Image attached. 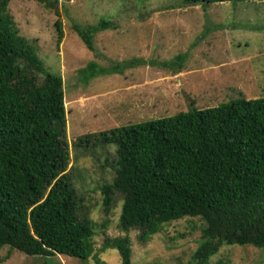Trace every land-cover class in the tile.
Here are the masks:
<instances>
[{
  "label": "trees",
  "instance_id": "16d2710c",
  "mask_svg": "<svg viewBox=\"0 0 264 264\" xmlns=\"http://www.w3.org/2000/svg\"><path fill=\"white\" fill-rule=\"evenodd\" d=\"M10 1L0 0V251L100 262L93 220L69 171L63 76L51 73L36 41L20 34ZM34 1L50 6V0ZM232 1L241 0H183L188 6ZM56 27L60 45L61 21ZM110 27L106 20L72 26L93 52L95 35ZM146 63L137 58L107 71L90 62L79 73L88 83ZM113 145L114 177L101 191L107 214L114 196L123 198L119 229L125 235L106 237L102 250H118L121 264H133L131 231L139 230L146 243L186 217L204 223L188 264H210L224 246L264 249V98L192 108L74 142L84 149Z\"/></svg>",
  "mask_w": 264,
  "mask_h": 264
},
{
  "label": "rangeland",
  "instance_id": "374dc122",
  "mask_svg": "<svg viewBox=\"0 0 264 264\" xmlns=\"http://www.w3.org/2000/svg\"><path fill=\"white\" fill-rule=\"evenodd\" d=\"M48 4L11 0L9 11L20 34L36 41L45 67L63 76L69 171L93 220L100 262L94 257L88 261L31 257L9 247L0 251V257L6 258L3 264H121L118 250H102L106 237L125 235L119 229L123 198L115 195L107 214L101 191L114 177L115 145L84 149L74 142L87 134L192 108L264 98V0L196 6L183 0H50ZM58 20L64 30L60 45ZM102 20L111 27L95 35L93 52L72 26L85 28ZM137 58L147 63L126 69L123 75L119 69L85 83L79 73L90 62L109 71ZM180 70L185 75L178 78ZM203 228L199 218L186 217L164 225L146 243L139 230L131 231L133 264H188ZM210 264H264V249L224 246Z\"/></svg>",
  "mask_w": 264,
  "mask_h": 264
},
{
  "label": "crops",
  "instance_id": "0c3cea01",
  "mask_svg": "<svg viewBox=\"0 0 264 264\" xmlns=\"http://www.w3.org/2000/svg\"><path fill=\"white\" fill-rule=\"evenodd\" d=\"M192 29V27H189V30H191ZM185 52V51H184ZM195 55L197 56L198 55V53H195ZM195 56V57H196ZM195 58H193L192 60H194ZM218 66V65H217ZM183 72H184V74H183ZM181 75H185V71H183V70H180L179 72H177L176 73V76L178 77V78H180L181 77ZM181 85H182V83H181ZM189 93V92H188Z\"/></svg>",
  "mask_w": 264,
  "mask_h": 264
}]
</instances>
